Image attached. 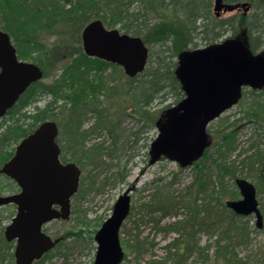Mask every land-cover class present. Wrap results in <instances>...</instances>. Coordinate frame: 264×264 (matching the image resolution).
Here are the masks:
<instances>
[{
  "label": "rangeland",
  "instance_id": "obj_1",
  "mask_svg": "<svg viewBox=\"0 0 264 264\" xmlns=\"http://www.w3.org/2000/svg\"><path fill=\"white\" fill-rule=\"evenodd\" d=\"M213 5L212 0L211 11H213ZM251 11L250 7L247 11L240 8L233 12H220V16L228 17L234 13L249 15ZM1 17L0 13V20ZM52 21L51 26L44 24L38 31V40L45 46L42 52H34L24 59L34 61L44 70V77L34 85L36 94L42 91V87L45 90L34 95L38 98L36 104L43 107L48 101L53 99L56 101L57 108L53 111V118L50 119L58 124L57 138L65 149L63 153L67 161H74L82 169V173L78 192L71 199L70 218L51 220L44 228L48 235L63 236L62 241L34 264H92L98 246L95 241V232L112 214V207L117 196L132 183L135 184V189L130 193L131 211L120 230V242L125 253L120 264H150L149 261L152 259H162L166 256L165 245L172 238L177 237L176 233L166 230L168 224L179 221V219L187 221L189 216L192 219L191 216L195 214L194 207H198L203 200L209 199V196H205L203 192H197L198 186L194 184L200 169V173L205 171L213 176V182L209 186L216 191L213 193L214 204L224 203L226 199L241 198L234 183L237 177H245L255 183L257 188L259 187L260 192L257 191V198L263 215L262 227L256 226V215L254 214L237 216L238 226L247 222L250 239L237 243L236 251L247 264H264V181L258 186L252 175L246 177L248 172L245 168L242 169L241 165L236 176L226 175L219 179V169L215 163L219 141L221 142L223 135L228 134L230 130H233L235 134L233 139L235 149L229 156V160L239 161L243 156H239L240 152L248 154L257 147L264 152V120H257L249 114L252 110L258 111L263 108L261 104H264V88L255 90L249 86L243 87L241 99L237 104L210 122L207 126L210 144L204 152L206 158L199 159H203L200 166L192 163L182 167L166 156L149 164L150 143L158 135L155 121L163 109L170 107L169 104L173 105L174 101L170 94H166L161 99H154L147 108V113L140 115L134 109L131 92L128 91V77L123 69L114 63L87 55L92 64L90 75L86 81L79 80L76 88H70L66 81H70L73 74L72 72L65 73L66 66L76 57L85 54L81 41L82 32L77 33L69 23H62L57 18H53ZM3 25V20H1L2 29ZM104 25L107 28H114L108 27L107 24ZM171 27L175 28L171 24L156 26L151 32V38L156 43H146L148 49L160 53L158 37L170 36L173 31H176V35L172 36L174 37L173 53L174 50L180 51L185 48H203L204 43L196 37L188 32L182 34L180 29ZM227 37H234L233 32L226 30L221 40ZM197 40L198 43L194 46ZM12 42L14 44L13 40ZM251 50L256 53L262 48H257L256 51ZM100 80L105 83V88L97 90L96 86ZM67 94L71 97L74 95L76 103L68 100L66 96L69 95ZM81 94H85V97L79 100L78 97ZM75 105L81 108L78 112L71 110ZM33 109L34 103L24 106L21 113L26 111L31 114ZM18 115L19 113L14 111L0 119V136ZM150 117L153 119L150 120ZM29 122L28 119L25 123L19 122V124L25 127ZM73 132H80L83 135L85 138L83 143L75 144L76 136ZM17 143L18 140L13 141L9 138L1 150L12 155ZM203 165L205 168H202ZM124 166L130 171L122 180L118 173L123 170ZM221 182V185L226 188H224L225 194L219 191ZM16 191L17 185L0 173V192L6 194L16 193ZM152 193H159V198L164 202L162 205L166 207L174 201L167 215H163L160 209H154L155 205L144 207ZM15 213L14 204L8 203L0 207V245L6 244L3 232ZM190 229L193 232V239L197 240L200 246L210 245L209 254L212 257L215 251L216 234L211 235L203 229L196 232L194 227ZM136 237L143 243L140 252L128 245L129 243L132 245L137 240ZM3 247V245L0 246V264H15L13 249ZM174 260L170 259L168 264H178ZM180 264L206 263L201 262L197 251H194ZM220 264H222L221 261Z\"/></svg>",
  "mask_w": 264,
  "mask_h": 264
},
{
  "label": "water",
  "instance_id": "obj_2",
  "mask_svg": "<svg viewBox=\"0 0 264 264\" xmlns=\"http://www.w3.org/2000/svg\"><path fill=\"white\" fill-rule=\"evenodd\" d=\"M213 3L217 16L240 8L247 11L251 6L247 1ZM245 32L179 53L175 76L185 95L155 121L158 135L150 143L149 164L165 156L184 167L197 161L210 144L207 125L237 104L242 87L264 88V51L253 53ZM81 41L85 54L121 65L128 76L140 74L147 65L149 49L144 40L118 28H105L101 19L85 25ZM43 76L39 64L19 59L10 35L0 28V118L29 85ZM58 132L57 123L46 119L20 139L14 155L0 167V173L20 188L17 193H0V207L7 203L17 207L4 231L8 241L16 242V264H31L51 250L61 238L53 239L43 226L71 215V198L79 188L82 171L74 161L60 160ZM235 184L242 198L227 200L225 205L238 215L254 213L257 226L262 227L254 183L241 177ZM134 189L132 183L117 196L112 214L95 232L98 246L92 264H120L123 260L119 231L130 213V193Z\"/></svg>",
  "mask_w": 264,
  "mask_h": 264
},
{
  "label": "trees",
  "instance_id": "obj_3",
  "mask_svg": "<svg viewBox=\"0 0 264 264\" xmlns=\"http://www.w3.org/2000/svg\"><path fill=\"white\" fill-rule=\"evenodd\" d=\"M225 1L230 3L248 1L251 4L252 11L249 15L234 13L222 18L211 11L212 0H0V13L2 15L1 20L4 23L3 29L11 35L17 49V55L21 59L32 55L34 52H42L45 46L38 40V31L44 24L51 26L53 18H57L62 23H69L77 33H80L84 23L101 19L108 27H118L123 32L140 36L148 44L156 43L151 38V32L156 26L159 27L165 24L175 26V28H171L180 29L182 34L188 32L204 45L221 40L226 30L232 31L234 36L240 35L245 30L248 45L251 49L256 51L257 48H262V51H264V0ZM72 31L74 33V30ZM173 35H176V31H173L170 36L158 37L157 43L160 45V53H155L151 49L148 64L143 72L134 77L127 76L128 91L131 92L134 109L140 115L147 113L146 110L154 99H161L166 94H170L174 101L173 104H175L185 95L184 90L181 89L180 81L175 76L174 68L177 65V56L182 50H174L173 53ZM197 43L198 40L194 43V46ZM86 55L82 54L76 57L66 66L65 73L72 72L73 74L71 80L66 81L70 88H76L79 80L86 81L90 75L92 64L88 60L89 56ZM34 85L23 94L19 100V105L13 108L12 113L16 111L19 115L0 136V165L11 155L1 150L9 138L17 141L35 130L39 123L47 118H53V111L57 108L56 101L53 99L46 102L43 107H39L35 103L38 98L34 96L36 94ZM104 85L105 83L100 80L96 89L102 90L105 88ZM50 89L52 90V88ZM43 91L45 90L42 87L41 92ZM69 96H66V98L71 100L72 103H76L74 95ZM83 97H85V94H81L78 99L81 100ZM32 103L35 105L31 114L26 111L21 113L24 106ZM169 106H172V104H169ZM261 106L263 108L260 107L261 109L258 111L255 109L249 112L257 120H264V104H261ZM78 109H81L78 105L71 108L73 112L74 110L78 112ZM71 110L69 108L70 112H72ZM143 118L146 119L144 115ZM28 119L30 122L25 127L19 124V122L25 123ZM151 119L153 118L150 117ZM78 128L80 127L78 126ZM133 134H136V132H133ZM73 135L76 136L75 144L83 143L85 138L80 132H73ZM234 135V131L230 130L228 134L223 135L221 142L219 141L218 156L215 159L219 169V179L226 175L236 176L241 165L242 169L245 168L248 172L246 177L252 175L259 186V183L264 181V152L257 147L248 154L240 152L239 156H243H240L239 161L229 160V156L235 149ZM205 158L204 155L203 159ZM62 159L67 161L64 153ZM203 159L194 162L195 165L200 166L199 164ZM202 168H205V165ZM129 171L130 169L124 166L123 170L118 173L119 178L125 179ZM200 171L201 169L194 184L196 183L198 186L197 192H203L205 196H209V199L203 200L199 206L197 205L199 208L192 206L195 210V214L191 216L192 219L189 216L187 221L179 219V221L168 224L166 230L176 233L177 237L172 238L165 245L166 256L159 260L152 259L149 261L150 264H168L170 259H175L174 261L180 264L194 251H197L198 259L206 264H220V261L222 264H247L238 256L236 251L237 243L250 239L247 222L241 224L242 226H238L237 216L223 202L214 204L215 196H213V193H216V191L209 186L213 182V176L205 171L200 173ZM224 188L225 186L221 185L219 191H223L222 194L226 193V188ZM257 191L260 192L259 187ZM159 197V193H152L150 199L145 202L144 207L155 205L154 209H160L164 213L163 215H167L169 213L168 209L173 206L174 201L171 204L168 203L169 205L166 207L162 205L164 202ZM190 227L196 228V232L203 229L211 235L216 234L215 251L212 257L209 254L210 245L200 246L198 241L193 239V232L190 231ZM136 238L135 243L133 242L132 245L129 243L128 245L130 248H134L135 251L140 252L143 243L138 237Z\"/></svg>",
  "mask_w": 264,
  "mask_h": 264
},
{
  "label": "flooded vegetation",
  "instance_id": "obj_4",
  "mask_svg": "<svg viewBox=\"0 0 264 264\" xmlns=\"http://www.w3.org/2000/svg\"><path fill=\"white\" fill-rule=\"evenodd\" d=\"M30 88V87H29ZM28 88V89H29ZM27 89V90H28ZM26 90V91H27ZM25 91V92H26ZM25 92H23V94L25 93ZM23 94L20 96V98H19V100L21 99V97L23 96ZM19 100H17V102L13 105V107H11V109H9L8 111H7V114H9V113H11L12 111H13V108H15V107H17L18 105H19ZM15 110V109H14ZM6 114V115H7ZM0 119H2V118H0ZM48 119V118H47ZM20 140H18V142H19ZM58 143H59V147H60V149H61V153H60V160H62L63 162H68V161H66V160H64V159H62V155H63V152H64V147L62 146V144H60V142L58 141ZM17 145V144H16ZM16 145H15V147H16ZM15 153V148H14V150H13V153H12V155ZM12 155L10 156V157H12ZM10 157H8L7 159H5V161L6 160H8ZM5 161H3V163H5ZM1 167V166H0ZM2 175H4L5 177H8L9 178V176H7V175H5V174H3V173H1ZM9 179H11V178H9ZM12 180V179H11ZM13 181V180H12ZM14 182V181H13ZM15 183V182H14ZM16 185H17V191H19V186H18V184L17 183H15ZM17 191H16V193H17ZM4 239H5V242H6V244L4 245V244H2L4 247L3 248H8V249H13L12 251V255H13V258H14V251H15V241H8L5 237H4ZM13 245V247H12V245ZM2 245H0V246H2ZM10 247V248H9ZM1 249V248H0ZM35 262V261H34ZM34 262H32L31 264H34ZM15 264H16V261H15Z\"/></svg>",
  "mask_w": 264,
  "mask_h": 264
}]
</instances>
